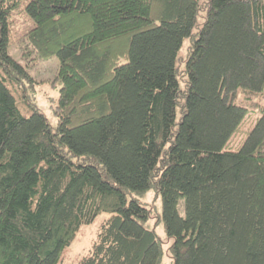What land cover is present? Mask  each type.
<instances>
[{
	"label": "trees",
	"instance_id": "1",
	"mask_svg": "<svg viewBox=\"0 0 264 264\" xmlns=\"http://www.w3.org/2000/svg\"><path fill=\"white\" fill-rule=\"evenodd\" d=\"M11 1L0 264H60L102 214L74 264H264V0H29L26 65L9 51ZM53 55L54 125L26 68Z\"/></svg>",
	"mask_w": 264,
	"mask_h": 264
},
{
	"label": "rangeland",
	"instance_id": "2",
	"mask_svg": "<svg viewBox=\"0 0 264 264\" xmlns=\"http://www.w3.org/2000/svg\"><path fill=\"white\" fill-rule=\"evenodd\" d=\"M29 0H12L10 7L9 23V51L12 57L20 62L22 65H26V62L21 58V50L19 47V41L21 36L33 26V21L27 14L25 5ZM58 64V58L56 55L51 56L48 59L35 60V63L30 67H27L29 74L32 76L35 84V104L38 109L43 112L50 124L54 125L56 122V116L53 113V107L56 105V99L58 97V89L60 84L54 85L53 79L55 76L56 68ZM23 109V106H20ZM259 114L249 112L241 121L236 131L231 135L228 140L225 149L238 150L245 140L248 132L255 124ZM153 192L149 191L144 196V201L151 205H159L160 201L153 199ZM184 200H179V211L183 214ZM102 214L98 216V219H102ZM98 219L94 223L81 227L76 239L69 245L65 252L62 263L60 264H74L78 257L84 254L90 246L95 230L98 225ZM157 231L163 236L164 231L161 226L157 228Z\"/></svg>",
	"mask_w": 264,
	"mask_h": 264
}]
</instances>
